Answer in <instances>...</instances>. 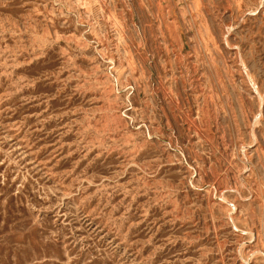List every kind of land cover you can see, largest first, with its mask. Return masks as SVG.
<instances>
[{"label":"rangeland","instance_id":"374dc122","mask_svg":"<svg viewBox=\"0 0 264 264\" xmlns=\"http://www.w3.org/2000/svg\"><path fill=\"white\" fill-rule=\"evenodd\" d=\"M0 264H264V0H0Z\"/></svg>","mask_w":264,"mask_h":264},{"label":"bare ground","instance_id":"6f19581e","mask_svg":"<svg viewBox=\"0 0 264 264\" xmlns=\"http://www.w3.org/2000/svg\"><path fill=\"white\" fill-rule=\"evenodd\" d=\"M248 78V81H249V83L254 87V83L252 82V80L250 79V76H248L247 77ZM254 89H256L255 87H254ZM170 94V93H169ZM169 98V97H168ZM260 98V97H259ZM262 103V102H261ZM252 132V131H251ZM250 132V133H251Z\"/></svg>","mask_w":264,"mask_h":264}]
</instances>
